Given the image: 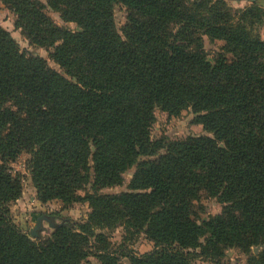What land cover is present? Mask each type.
<instances>
[{
  "label": "trees",
  "instance_id": "trees-1",
  "mask_svg": "<svg viewBox=\"0 0 264 264\" xmlns=\"http://www.w3.org/2000/svg\"><path fill=\"white\" fill-rule=\"evenodd\" d=\"M0 1L63 73L20 51L0 25V264H81L90 238L100 264H219L228 248L249 255L264 245V0H247L235 24L223 0H45L76 31L34 0ZM115 5L127 10L121 34ZM203 35L233 59L206 61ZM155 108L190 109L212 138L152 142ZM22 153L37 202L86 201L84 222L55 226L38 242L22 232L8 207L21 191L10 164ZM133 166L128 190L100 192ZM202 194L223 208L200 221ZM116 227L125 241L143 233L155 250L110 251L95 231ZM248 260L264 264V249Z\"/></svg>",
  "mask_w": 264,
  "mask_h": 264
},
{
  "label": "rangeland",
  "instance_id": "rangeland-1",
  "mask_svg": "<svg viewBox=\"0 0 264 264\" xmlns=\"http://www.w3.org/2000/svg\"><path fill=\"white\" fill-rule=\"evenodd\" d=\"M44 5V12L49 18L58 26L70 29L72 31L78 30V27L74 23L63 22L58 12L50 9L45 0H34ZM196 1L200 3L202 0H188V4ZM215 0H210V3ZM225 7L228 9L229 22L235 24L239 17V13L250 5L247 0H223ZM264 11V7H263ZM113 18L118 33L121 34V27L124 25L127 15V10L121 5H115L113 7ZM0 25L11 35V37L17 43L20 51H27L30 54L44 58L48 65L60 72L59 67L50 59L51 49L41 48L30 44L29 41L21 34L20 30L16 26V17L0 1ZM257 32L260 38L264 41V24L259 25ZM199 49L202 50L206 61L213 63L218 55H222L228 61L233 59V54L229 52L223 41L214 40L208 38L206 35L201 37L199 43ZM198 48V47H197ZM66 76V75H65ZM68 78V77H67ZM154 120L150 127V140L156 142L159 140H165L167 142L175 140H183L188 137L208 136L212 138V135L206 133L200 124H197L194 120V115L190 109L183 110L178 116H170L166 112L155 108L153 111ZM165 152V148L158 150L157 154ZM30 155L22 153L18 159L10 164L12 173L18 175L21 180V191L19 197L9 204L10 218L16 223V225L22 230L26 236L35 242L49 238L52 233V229L55 226L61 224H73L84 222L90 212L88 203L86 201L74 202L68 206H63L57 200L49 201L48 203L41 205L37 202L35 188L30 180L29 169L27 168V161ZM135 167L126 169L122 175V182L118 186L111 188H104L100 192L105 194H119L128 190L129 182L132 178V174ZM90 177L92 173L90 171ZM91 185V183H90ZM90 185L86 187L84 191H80V195L83 197L86 193L90 192ZM223 205L217 201L216 198L208 197L202 194L199 200L195 203L196 217L206 219L210 216L219 215L222 212ZM41 217V224L35 231V235H32L34 226L37 219ZM207 220V219H206ZM70 222V223H68ZM54 227V228H53ZM96 233H103L106 236V241L109 243V250L119 249L120 252L126 253L130 251L136 255H143L150 251L155 250L154 244L143 234H138L133 240L125 241L122 239L123 232L120 227H116L114 230H96ZM93 239L90 238L89 249L90 253L81 264H100L92 253L95 251ZM264 245L260 244L252 246L249 255H257ZM249 255L239 252L235 248H228L223 251V255L220 258L219 264H250ZM122 264H128V260L121 258ZM191 264H214L210 261L195 259Z\"/></svg>",
  "mask_w": 264,
  "mask_h": 264
},
{
  "label": "water",
  "instance_id": "water-1",
  "mask_svg": "<svg viewBox=\"0 0 264 264\" xmlns=\"http://www.w3.org/2000/svg\"><path fill=\"white\" fill-rule=\"evenodd\" d=\"M41 217H39L38 219H37V221H36V225L34 226V228H33V231H32V235H35V231L37 230V228L40 226V224H41Z\"/></svg>",
  "mask_w": 264,
  "mask_h": 264
}]
</instances>
